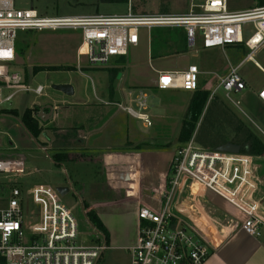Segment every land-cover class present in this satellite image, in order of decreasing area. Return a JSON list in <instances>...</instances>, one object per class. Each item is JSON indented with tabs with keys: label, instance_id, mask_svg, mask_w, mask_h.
Wrapping results in <instances>:
<instances>
[{
	"label": "built area",
	"instance_id": "1",
	"mask_svg": "<svg viewBox=\"0 0 264 264\" xmlns=\"http://www.w3.org/2000/svg\"><path fill=\"white\" fill-rule=\"evenodd\" d=\"M245 25L251 26L252 33L243 40ZM160 27L182 29L190 46L199 33L203 48L243 44L249 50L218 82L229 99L231 91L245 88L238 68L252 60L254 51L264 45V6L230 11L226 0H198L184 13H134L128 5L127 12L121 15L45 16L35 9H16L13 0H0V104L9 103L18 92L40 95L44 89L41 85L30 88L13 70L19 30H79L76 65L80 71V56L92 66L108 65L113 58L125 57L129 46L138 44L140 29ZM198 75L194 64L182 70H159L155 87L194 91ZM3 86L19 88L4 93ZM215 89L208 98L215 95ZM128 96L133 105L108 103L150 126L145 91L137 89L135 95L129 92ZM258 97L264 103V88ZM233 104L237 106V102ZM193 134L172 155L161 206L157 210L138 208L137 239L127 248L128 264H202L214 243L223 237L201 209L200 199L206 192L222 198L244 215L239 225L245 234L264 237V206L259 194L264 186V162L259 160L263 154L205 150L195 143ZM0 172L23 173V159L0 157ZM82 212L85 216L88 213L83 209ZM80 234L75 216L54 188L13 186L0 206V264H106L101 261L105 242H81Z\"/></svg>",
	"mask_w": 264,
	"mask_h": 264
},
{
	"label": "rangeland",
	"instance_id": "2",
	"mask_svg": "<svg viewBox=\"0 0 264 264\" xmlns=\"http://www.w3.org/2000/svg\"><path fill=\"white\" fill-rule=\"evenodd\" d=\"M197 2L198 0H126L95 4V0H13V6L21 10L35 9L40 15L45 16L96 13L121 15L127 12L128 5L135 13H183L189 11L191 5ZM256 3L257 0H226L227 9L230 11L257 7ZM243 28V40H246L251 35L252 29L250 25H245ZM79 42V30L17 31L15 39L17 54L12 66L13 70L24 79L30 88L41 85L44 89L40 95H35L32 92H18L9 103L0 104V110L15 109L21 112L25 107L50 106L56 108L58 114H62L65 107L76 112L97 108L108 112V114H113L118 111V107L104 105L103 102L133 105L128 103L127 92L131 89L132 95H135L136 89L134 88L141 87L148 96V112L154 117H159V125L143 127L139 120H127L135 133L146 139L143 141L153 143L152 148L156 150V153L153 154L154 161L161 169H164L165 179H167L170 175V159L175 149L180 145L177 136L182 121L186 117L188 99L192 91L175 90L169 94L160 92L157 88V90L150 88L155 78L151 66L160 70H180L187 67L188 64H194L199 69L198 79L201 88L208 91L209 96L216 88L213 98H221L238 117L258 133L264 142V105L254 95V91L264 84V74L253 65L254 59L264 68V45L254 51L251 56L252 60H246L238 68V73L246 81V86L239 92L231 91L228 99L222 88L217 85L230 66L248 53L249 50L243 44L225 46L224 49L219 47L218 49L203 48L200 35L196 33L194 43L190 46L180 28L160 27L150 30L143 28L139 30L138 45L128 47L125 64L115 65L119 59L113 58L109 65L92 66L86 62L85 57L80 56L81 70L79 71L76 65V51ZM34 66H57L60 68L33 73ZM109 68H119L118 74H120L112 80L114 89L112 98H109L108 91ZM201 68L206 71L203 75L200 74ZM61 84L69 85L72 94H65L52 88L53 85ZM17 88L19 86L8 88L3 86L2 91L7 93ZM213 98H208L207 103ZM236 102L237 106L233 104ZM166 104L168 105L166 106ZM54 122L53 126H55ZM63 123L59 120L60 127L65 126ZM111 124L107 126L105 140L102 144L96 142V138L90 139L85 144L89 146L100 144L103 147V143H105L108 147H120L125 134L121 133L122 129L114 128ZM197 128L194 130L193 138L195 143L201 146L195 140ZM61 130H64L62 134L59 133ZM65 130L58 129L56 132L53 129L42 128L38 136L34 138L23 127L18 116L0 113V157L19 156L24 161V172L21 174L11 175L0 172V206L5 203L8 190L13 186L19 189H27L33 185L55 188L67 184L68 176H71V166L69 164L56 165L52 161L53 150L51 147L52 142L57 146H66L72 143V141L66 142L64 134L69 130ZM259 160L264 162V152ZM154 161L152 163H155ZM261 188L260 192L264 190V186L262 185ZM162 190L161 185L160 194ZM59 199L72 211L81 234L89 235L92 229L85 220L86 216L82 209L89 212L90 203L82 189H71L63 196H59ZM160 201L159 199L152 200V203H155L154 207L159 208ZM200 202L201 209L209 216L221 237L225 235L223 232H227L223 227L240 228L239 223L244 220V215L222 198L205 193ZM107 210L105 219L116 240L112 241L102 252V261L106 264H128L129 255L120 245H125L129 241V239L127 240V233H129L127 229L130 227L132 219L130 216L120 218L121 208L117 209V206Z\"/></svg>",
	"mask_w": 264,
	"mask_h": 264
},
{
	"label": "crops",
	"instance_id": "3",
	"mask_svg": "<svg viewBox=\"0 0 264 264\" xmlns=\"http://www.w3.org/2000/svg\"><path fill=\"white\" fill-rule=\"evenodd\" d=\"M182 34L185 37L183 31ZM209 49H218V47ZM243 58H240L239 61L230 66V68L238 65L239 62L243 60ZM125 63L126 58L122 57L116 61L115 65H121ZM255 63H257L259 67H257ZM253 65L264 74V68L254 59ZM185 68L186 67H184L183 69ZM110 69L116 70V75L120 76V74H118L119 68L108 69V91L110 96L109 98H112L114 89L112 80H109ZM151 69L155 73V78L153 79V84L150 86V88L156 89L155 83L157 78V71H159L160 69H155L152 66ZM229 70L230 69H228L222 77H224L229 72ZM205 73V69L201 68L200 74L203 75ZM244 82L246 86V81L244 80ZM198 85L201 87V85L199 84V79ZM263 88L264 84L254 91V95L255 98L264 105L263 101L258 97V92ZM134 89L143 90V88L141 87ZM175 90L180 91L181 89H167L158 91L168 92L169 94H172L171 92ZM129 92L131 93V89L127 92L128 99ZM188 100H190V98ZM103 104L116 106L109 104L108 102H103ZM167 105L168 104H166V106ZM25 108L34 110L33 114L37 117L41 129H53L56 130V132L58 131V129L69 130V132L64 134V136L66 142L69 143L72 141V143H69L66 146H57L52 142L51 146L53 150L52 154L61 151V159L63 164H69L71 166L70 181L66 182V185L60 186L68 187V192L74 188H77L78 190L80 188L82 189L83 194L88 197V203H90L89 210H94L96 212L99 220L107 231V238H103L104 235L90 223L86 215V221L90 224L91 229L94 230L90 233L98 237V242H100L101 240L105 242L106 246H109L112 241L116 240L105 219L107 218V209L117 206V209L121 208V210L119 211L121 212L119 213L120 218L130 216L132 219V223L127 229L129 231V233H127V240L129 239V241L125 245H120V247L124 248L127 251V248L134 245L137 239L138 221L136 212L138 208L141 206H145L157 210L158 207H154L155 203H152V200H160L161 194L166 188V173H164V169H161L158 163L154 161L153 154L156 153V150L152 148L153 143L143 141L146 139L141 137L142 135L139 136L135 133V130L131 125H129L127 120L135 118L129 116L121 107H118V111L113 114H108V112L97 108H95L94 110L89 109L87 111L76 112L69 107H65L62 114H58L57 110L53 109L50 106H32ZM3 111L4 110H0V113H4L6 115H11L14 117L18 116V119L20 121L19 115H14L12 113ZM146 113L150 119L151 124L150 126H147L142 122L143 127H153L154 125H159V117L150 115L148 112V108L146 110ZM59 120L64 122V127H60ZM53 122L55 123V126L52 125ZM110 124L114 128L117 127V129H122L121 133L125 134L123 143L119 145L120 147H108V145H106L105 143H103V147L100 144L96 146H89L85 144L92 138H96V142L98 141L102 144L103 140H105L104 136L107 130V126H109ZM62 132H64V130L59 131V133L61 134ZM64 155H70L74 158L76 157L78 160L75 161L74 158L65 157ZM151 155L152 159L150 160ZM152 161H154L155 163H152ZM262 177L264 179V173ZM161 185L163 190L160 194L159 190ZM259 194L262 197V206H264V190ZM223 228L226 229L227 232H223L225 233V235L222 237V239L214 243L212 251L209 253L202 264H264V237L254 238L245 234L239 227L237 228L235 226ZM127 254L129 255L128 251Z\"/></svg>",
	"mask_w": 264,
	"mask_h": 264
},
{
	"label": "trees",
	"instance_id": "4",
	"mask_svg": "<svg viewBox=\"0 0 264 264\" xmlns=\"http://www.w3.org/2000/svg\"><path fill=\"white\" fill-rule=\"evenodd\" d=\"M124 1L126 0H95V4L98 2L115 3ZM256 5L264 6V0H257ZM59 68L60 67L57 66H34L32 72L36 73L40 70H57ZM109 72V80L111 81L117 74V71L110 69ZM208 97L209 92L199 85L192 91L186 117L182 121V126L177 136L178 142L183 144L188 141L194 133L197 123H199L195 134V140L201 144L200 147L205 150H215L222 144L233 143L240 146V153L254 156L263 154L264 142L258 136V133L255 132L249 124L238 117L221 98L212 97L213 99L209 100L207 103ZM33 111L32 109L25 108L20 113L16 110H4L3 112L19 115L23 127L30 135L36 138L41 128ZM64 156L74 158L70 155ZM61 158V151L52 154V161L58 166H64ZM74 160L77 161L78 159L75 157ZM70 177L71 176H68L69 181ZM87 217L90 223L104 235L103 238H107V231L99 220L96 212L90 210L87 213Z\"/></svg>",
	"mask_w": 264,
	"mask_h": 264
},
{
	"label": "water",
	"instance_id": "5",
	"mask_svg": "<svg viewBox=\"0 0 264 264\" xmlns=\"http://www.w3.org/2000/svg\"><path fill=\"white\" fill-rule=\"evenodd\" d=\"M52 88L61 91L65 94H72V89L69 85H65V84L53 85ZM215 150L220 152H227V153H239L240 146L233 143H225L218 146ZM54 189L59 196H63L65 193L68 192V187L66 186H57ZM80 241L85 243H94V242H98L99 239L96 235H93L92 233L91 234L89 233V235L88 234L84 235L82 233L80 234Z\"/></svg>",
	"mask_w": 264,
	"mask_h": 264
}]
</instances>
